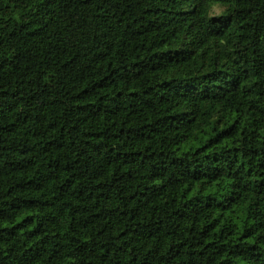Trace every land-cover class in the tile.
Instances as JSON below:
<instances>
[{
  "label": "trees",
  "instance_id": "trees-1",
  "mask_svg": "<svg viewBox=\"0 0 264 264\" xmlns=\"http://www.w3.org/2000/svg\"><path fill=\"white\" fill-rule=\"evenodd\" d=\"M0 264H264V0H0Z\"/></svg>",
  "mask_w": 264,
  "mask_h": 264
},
{
  "label": "rangeland",
  "instance_id": "rangeland-1",
  "mask_svg": "<svg viewBox=\"0 0 264 264\" xmlns=\"http://www.w3.org/2000/svg\"><path fill=\"white\" fill-rule=\"evenodd\" d=\"M216 12L218 13L219 12V9H216Z\"/></svg>",
  "mask_w": 264,
  "mask_h": 264
}]
</instances>
